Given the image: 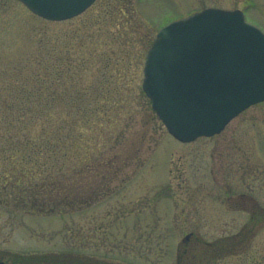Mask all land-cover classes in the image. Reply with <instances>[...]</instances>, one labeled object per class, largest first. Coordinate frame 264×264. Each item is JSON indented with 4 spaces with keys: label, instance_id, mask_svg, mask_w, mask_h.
Returning <instances> with one entry per match:
<instances>
[{
    "label": "rangeland",
    "instance_id": "obj_1",
    "mask_svg": "<svg viewBox=\"0 0 264 264\" xmlns=\"http://www.w3.org/2000/svg\"><path fill=\"white\" fill-rule=\"evenodd\" d=\"M206 6L241 9L247 21L264 30V0H96L62 21L39 17L18 0H0V146L22 121H30L6 110L14 86L23 84L21 75L36 68L40 43L67 42L68 35V49L85 61L79 90L102 89L103 75L119 67L126 73L123 85L109 87L128 96L124 118L91 123L92 129L83 130V147L102 146L103 131L107 137L122 128L106 153H133L107 187L85 195L80 205L40 212L20 204L19 196L0 194V260L177 264L179 256L180 264H264V213L259 210L264 209V101L240 112L217 134L180 142L141 87L156 31ZM58 90L61 86L55 95ZM54 98L46 124L53 131L65 121L68 106ZM12 104L21 107L20 100ZM7 113L12 114L9 124ZM189 232L193 237L184 241Z\"/></svg>",
    "mask_w": 264,
    "mask_h": 264
},
{
    "label": "trees",
    "instance_id": "obj_2",
    "mask_svg": "<svg viewBox=\"0 0 264 264\" xmlns=\"http://www.w3.org/2000/svg\"><path fill=\"white\" fill-rule=\"evenodd\" d=\"M71 38L68 35L63 38L67 42L43 40L48 47L40 43L38 54L34 55L36 68L30 66L32 70L24 77L21 75L23 84L18 83V88L14 86L6 110L19 111L22 118L29 117L30 121L21 122L17 116V121L21 122L19 127L15 128V133H8L0 146V194L7 197L12 193L15 199L19 196L17 201L31 210L83 204L85 195L100 193L129 165L133 156V153H106V146L114 144L122 128L118 135L107 137L103 131L102 146L94 143L92 147H83L81 136L83 130L92 129L91 123L98 120L99 125H108L114 118H124L123 109L129 106L128 96L109 87L122 84L126 73L119 67L115 74L103 75L105 78L98 82L102 89L79 90L78 72L84 69L85 61H80L77 54L68 49ZM56 86H61V90L55 95ZM55 96L68 106L63 109L67 116L65 121L53 131L46 124L51 120L54 109L51 102ZM17 100L21 102L19 108L12 104ZM11 115L7 113V124ZM38 121L40 124L35 123Z\"/></svg>",
    "mask_w": 264,
    "mask_h": 264
},
{
    "label": "water",
    "instance_id": "obj_3",
    "mask_svg": "<svg viewBox=\"0 0 264 264\" xmlns=\"http://www.w3.org/2000/svg\"><path fill=\"white\" fill-rule=\"evenodd\" d=\"M21 1L61 20L94 0ZM143 71L142 87L171 134L183 141L212 135L264 100V33L239 9L205 8L158 31Z\"/></svg>",
    "mask_w": 264,
    "mask_h": 264
},
{
    "label": "flooded vegetation",
    "instance_id": "obj_4",
    "mask_svg": "<svg viewBox=\"0 0 264 264\" xmlns=\"http://www.w3.org/2000/svg\"><path fill=\"white\" fill-rule=\"evenodd\" d=\"M261 213H264V209H262L261 207L259 208ZM189 235L186 236V238H184V241H188L191 237H193V232H189ZM196 239H198L197 237H195ZM182 258H180L179 256L177 257V263L180 264L181 263ZM12 264H16V263H12Z\"/></svg>",
    "mask_w": 264,
    "mask_h": 264
}]
</instances>
